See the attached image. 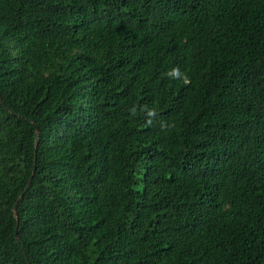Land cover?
I'll list each match as a JSON object with an SVG mask.
<instances>
[{"label": "trees", "instance_id": "obj_1", "mask_svg": "<svg viewBox=\"0 0 264 264\" xmlns=\"http://www.w3.org/2000/svg\"><path fill=\"white\" fill-rule=\"evenodd\" d=\"M0 264H264V0H0Z\"/></svg>", "mask_w": 264, "mask_h": 264}]
</instances>
